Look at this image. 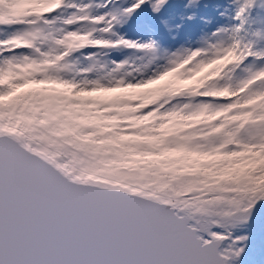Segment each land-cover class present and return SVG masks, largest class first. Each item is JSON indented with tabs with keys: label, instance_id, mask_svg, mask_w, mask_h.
I'll return each instance as SVG.
<instances>
[{
	"label": "snow or ice",
	"instance_id": "obj_1",
	"mask_svg": "<svg viewBox=\"0 0 264 264\" xmlns=\"http://www.w3.org/2000/svg\"><path fill=\"white\" fill-rule=\"evenodd\" d=\"M0 264H264V0H0Z\"/></svg>",
	"mask_w": 264,
	"mask_h": 264
}]
</instances>
